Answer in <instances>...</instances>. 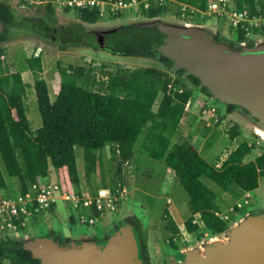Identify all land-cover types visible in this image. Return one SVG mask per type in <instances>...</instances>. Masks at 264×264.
Returning <instances> with one entry per match:
<instances>
[{"label": "trees", "instance_id": "1", "mask_svg": "<svg viewBox=\"0 0 264 264\" xmlns=\"http://www.w3.org/2000/svg\"><path fill=\"white\" fill-rule=\"evenodd\" d=\"M171 2L180 9L184 7L185 16L204 12L207 7V0H167L161 6L151 4L149 8L141 9V13L148 19H155L166 13V6ZM232 3L236 11H248L250 14L264 12V0H232ZM55 9L54 4L47 3L44 6L43 21L36 24L26 17L18 16L8 3L0 0V160L5 174L16 178L19 192L24 193L38 180L47 179L50 168L54 172L65 169L71 185L78 188L74 149H82L86 181L96 172L102 151L106 149L116 164L115 174L118 177V181L111 179V185L123 186L122 166L130 163L133 149L142 138L138 151L162 162L188 196L190 217L184 224L186 231L192 234L201 228L212 236L222 234L228 228L229 220L223 221L215 215L221 212L216 204V195L204 185L202 179L211 181L223 192L237 189L240 198L243 193L256 190L259 179L264 177V152L244 162L252 146L241 142L217 166L203 159L186 141L170 146L185 106L197 89L204 96L210 97L207 89L200 87L195 77L185 76L183 70H176L175 77L171 78L167 72L157 68H117L112 72H103L104 80H100L96 79L92 70L72 65L60 67L59 90L55 99L50 101L46 82L41 76V59L39 56H31L25 59V66L33 77L41 126L34 131L30 129L25 104L28 84L23 82L18 72H7L3 63L6 56L4 45L24 33L45 35L50 30L47 26L57 22ZM73 12L79 20V24L73 25L76 28L75 36H82L81 43H61L58 49L65 50L69 45L94 51L99 49L96 37L87 35L82 27V24L94 25L101 19L98 9ZM180 14L179 10L177 15ZM260 33L264 34V29ZM102 37L103 48L112 55L154 60L171 69L170 60L157 50L164 35L156 27L128 24ZM214 40L220 42L218 35L214 36ZM243 42L247 47L254 46L252 40H246L243 33L238 31L236 41L229 42V46L237 50ZM184 79L192 88H187ZM224 110L226 114H231L235 106H224ZM227 134L230 139L235 138L237 126L230 127ZM100 188H106L104 183ZM6 189L0 170V191L5 192ZM81 193L77 190L74 194ZM6 194L12 195L11 192ZM262 212L264 207L249 214ZM236 215H231L230 219H235ZM164 216V229L170 234H178L179 230L166 210ZM195 216H198L199 225L192 223ZM123 224L124 221L115 227ZM131 226L138 256L142 264H149L145 233L135 220L131 221ZM69 242L68 237L62 243L58 240L63 245ZM4 263L40 264L32 258L30 252L23 249L21 240L15 235L0 239V264Z\"/></svg>", "mask_w": 264, "mask_h": 264}, {"label": "rangeland", "instance_id": "2", "mask_svg": "<svg viewBox=\"0 0 264 264\" xmlns=\"http://www.w3.org/2000/svg\"><path fill=\"white\" fill-rule=\"evenodd\" d=\"M2 1L8 3L18 16L26 17L33 23H40L44 19V6L47 3L28 5L21 0ZM155 2V0H151L150 4L153 5ZM168 4L166 13L155 19L144 17L141 9L136 7L127 11L106 12L96 24H82V27L87 35L95 36V34H98L103 36L118 27L128 24L137 26L153 22L178 28L187 24L205 29L213 39L214 36L218 35L219 43L229 46V42L236 41L238 30L230 28L225 21L218 20L215 17L201 18L198 12L193 13L191 16H185L184 7L180 9L173 2ZM228 5L229 7L233 6L232 0L228 1ZM179 10L181 14L178 16ZM55 18L57 22L54 25L47 26L50 30L45 35L24 33L20 34V38L4 45L6 56L3 58V63L7 72H18L23 82L28 84L25 93L26 116L32 131L41 126V120L33 90V77L25 66V59L31 56H39L41 59V76L46 82L50 101L55 99L59 90V68H65L69 65L92 70V74H95L96 79L100 80H104L102 77L103 72H112L117 68H157L167 72L171 78L175 77L177 69L172 64L171 69H167L154 60L112 55L103 47L94 51L85 47H72V45H69L65 50H59L58 45L61 43H81L82 36H75L76 28L73 25L79 24V20L73 11L64 12L60 8H56ZM72 31H74L73 34ZM260 32H262V29L255 31L252 36H246L245 39L252 40L254 46L264 44V34ZM101 42L103 44V37ZM239 46L241 48L246 44L243 42ZM184 83L187 88H192L185 79ZM160 98L161 95L158 96L159 100ZM212 108L215 110L214 119L210 112ZM245 113V111L239 113L234 110L233 113L226 114L223 105L212 100L211 97L204 96L197 89L185 106L184 115L171 139L170 146L186 141L208 163L219 166L229 152L234 150L241 142H246L252 146V150L243 161H251L264 152V139L256 133L254 124L245 118ZM216 118L217 122H214ZM234 125L237 126V136L230 139L227 130ZM141 140L142 138L133 149L130 163L122 166V183L125 188L124 199L112 213H105L92 226L81 225L76 221L69 208L62 203H57L52 210H45L36 215L24 231L12 234V236H17L21 241L46 236L56 242L60 240L61 243L65 237L73 241L96 240L104 243V240L116 229L115 226L118 223L124 221L131 224V221L135 220L147 238L146 251L149 264H181L182 253L185 250L197 248L202 254L204 246L210 244L211 240L219 239L226 242L227 238L223 234L212 236V234L204 229L201 230V228L192 234L186 231L184 224L190 217L187 208L188 196L173 173L162 162L155 161L138 151ZM74 154L78 170V188L71 185L65 169L54 172L50 168L48 181L45 183L57 181L65 191L75 193L79 190L85 195H90L94 190L99 189L103 183L106 187H111L110 189L116 188V186L111 185V179L118 181L115 174L116 164L110 159L106 149L102 151L100 165L96 168V172L90 176L89 181H86L84 177L82 149L75 148ZM0 170L7 186V191H0V194L11 192L12 195H16L19 192L18 181L16 178L8 177L5 174L1 160ZM39 181L43 182V180ZM202 182L215 193L216 204L221 212L230 215L228 209L239 201L242 196L240 195V198L237 196L238 190L223 192L207 179L203 178ZM250 195L249 205L238 211L235 219H229L228 227L233 226L243 214L263 209L264 177L259 179L257 189L251 192ZM165 210L177 226L178 234H170L164 229Z\"/></svg>", "mask_w": 264, "mask_h": 264}, {"label": "water", "instance_id": "3", "mask_svg": "<svg viewBox=\"0 0 264 264\" xmlns=\"http://www.w3.org/2000/svg\"><path fill=\"white\" fill-rule=\"evenodd\" d=\"M137 26L156 27L164 35L157 50L173 67L195 77L212 100L245 111L254 130L264 133V44L236 50L217 43L205 29L187 24ZM95 37L102 48V36ZM222 234L226 242L211 240L202 254L197 248L185 250L181 264H264V212L244 214ZM21 242L40 264H142L129 223L118 226L102 246L73 240L61 245L46 236Z\"/></svg>", "mask_w": 264, "mask_h": 264}, {"label": "built area", "instance_id": "4", "mask_svg": "<svg viewBox=\"0 0 264 264\" xmlns=\"http://www.w3.org/2000/svg\"><path fill=\"white\" fill-rule=\"evenodd\" d=\"M22 2L33 4L52 3L56 8L81 11L96 8L100 17L107 12L121 10H131L136 7L147 9L151 6V0H21ZM155 5L161 6L167 0H155ZM230 0H207V7L204 12H200L201 18L215 17L223 20L234 30L241 31L244 35L250 36L255 31L264 29V12L250 14L246 11H236L234 7H229ZM189 103V102H188ZM187 103V104H188ZM186 104V105H187ZM204 112V111H203ZM214 119L215 110H210ZM205 113V112H204ZM217 122V118L214 120ZM125 188L118 184L115 189L99 188L94 195H77L65 191L56 181L53 183H43L39 180L35 182L28 191L16 195L0 194V239L12 234H18L26 229L36 215L48 210L53 204L62 203L69 208L76 221L81 225L92 226L105 213H112L124 199ZM251 195L249 192L242 194L239 201L228 209L227 214L215 213L223 221H228L230 216H234L238 211L249 205ZM193 224H200L198 216H195Z\"/></svg>", "mask_w": 264, "mask_h": 264}, {"label": "flooded vegetation", "instance_id": "5", "mask_svg": "<svg viewBox=\"0 0 264 264\" xmlns=\"http://www.w3.org/2000/svg\"><path fill=\"white\" fill-rule=\"evenodd\" d=\"M236 110V109H235ZM244 215V214H243ZM103 237H105V236H103ZM108 238V237H107ZM107 238L105 239V238H103V239H105L104 241L106 242V240H107ZM93 243H95V244H97V245H100V246H102L104 243H100V242H98V241H96V240H93L92 241ZM141 260V259H140ZM142 262V261H141Z\"/></svg>", "mask_w": 264, "mask_h": 264}, {"label": "bare ground", "instance_id": "6", "mask_svg": "<svg viewBox=\"0 0 264 264\" xmlns=\"http://www.w3.org/2000/svg\"><path fill=\"white\" fill-rule=\"evenodd\" d=\"M256 133H257L261 138L264 139V133H263V132H261V131H256Z\"/></svg>", "mask_w": 264, "mask_h": 264}, {"label": "crops", "instance_id": "7", "mask_svg": "<svg viewBox=\"0 0 264 264\" xmlns=\"http://www.w3.org/2000/svg\"><path fill=\"white\" fill-rule=\"evenodd\" d=\"M45 180V181H44ZM43 180V182H46V181H48V178L47 179H44ZM7 191V190H6ZM253 192V191H252ZM249 193H251V192H249ZM101 235H103V234H101ZM71 241V240H70Z\"/></svg>", "mask_w": 264, "mask_h": 264}]
</instances>
